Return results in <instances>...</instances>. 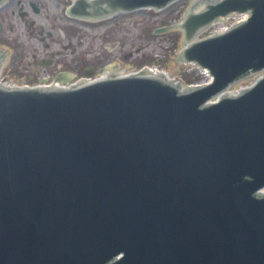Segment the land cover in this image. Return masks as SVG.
Instances as JSON below:
<instances>
[{
    "label": "water",
    "instance_id": "1",
    "mask_svg": "<svg viewBox=\"0 0 264 264\" xmlns=\"http://www.w3.org/2000/svg\"><path fill=\"white\" fill-rule=\"evenodd\" d=\"M172 1L75 0L68 12L97 21ZM232 12L249 18L193 42ZM179 29V59L210 84L180 93L139 73L0 87V264H264V77L221 95L264 69V0H195Z\"/></svg>",
    "mask_w": 264,
    "mask_h": 264
},
{
    "label": "rangeland",
    "instance_id": "2",
    "mask_svg": "<svg viewBox=\"0 0 264 264\" xmlns=\"http://www.w3.org/2000/svg\"><path fill=\"white\" fill-rule=\"evenodd\" d=\"M191 2H189L190 4ZM187 2H177L173 4L168 10L162 11L157 15L153 13L141 14L129 17H123L117 21L112 20L109 23H99L95 26L84 25L81 22L68 20L62 11V6L57 4V8L54 4L49 5V9L35 17L36 24L43 25L45 30L52 32V37L45 39L46 43L50 45V50H60L61 46H65V57H71L72 47L77 51L80 50L78 42L80 39L79 32L87 33L89 30L97 32L101 30L106 36H102L103 39L96 41V51H106L109 57L117 56L121 57L123 54L131 52L132 61L124 63L123 68L129 70H135L142 65H150L155 61V57L164 58L159 63L168 72L174 74L179 81L187 82L190 77L186 76V73L181 70V67L177 63V54L181 48V36L175 31L152 33L153 29L160 26H166L171 24L174 26L181 20L185 9H180ZM188 4V6H189ZM240 17L230 19L226 22L229 24L232 21L238 20ZM11 20L13 26H10V30L7 26L0 32V50L5 51L7 54L13 51H30L40 49L44 50L36 33L30 29L29 25L15 16L9 17L5 20ZM218 27L215 26L214 30ZM107 32V33H106ZM147 33V34H146ZM105 38V39H104ZM58 40V43L54 41ZM109 40L112 43L117 44L120 42V48L114 47L107 51L104 49L105 42ZM126 44V45H125ZM71 46V47H70ZM142 48V49H139ZM138 50V52H136ZM19 54L12 55L14 59H17ZM135 61V62H134ZM134 62V63H132ZM121 69V68H120ZM252 82V79L240 84L238 87L231 89L232 91L244 87ZM16 84H22L16 82Z\"/></svg>",
    "mask_w": 264,
    "mask_h": 264
},
{
    "label": "flooded vegetation",
    "instance_id": "3",
    "mask_svg": "<svg viewBox=\"0 0 264 264\" xmlns=\"http://www.w3.org/2000/svg\"><path fill=\"white\" fill-rule=\"evenodd\" d=\"M60 1H62L61 3H65L67 0ZM51 3L49 0H7L0 7V32L6 26L12 30L10 27L12 26L11 20L6 22L5 20L9 15L12 17L17 16L36 33V37L43 43L42 47L44 49L35 48L33 52L13 51L2 64V69L5 70L7 78L14 82L27 84H31L42 78L62 84L76 83L89 77L98 76L101 73H116L120 68L123 69L125 62L132 61L131 52L123 54L121 57L113 56L110 58L108 52L96 51V47H100L96 46V41L103 39L102 36H106L101 30L97 32L89 30L87 33L79 32L80 39L78 46L80 50L77 51L74 49L75 47H72L71 57L69 58L65 57V51L61 50H65V46H61L60 50H50V45L45 42V39L52 37V34L49 31H44L43 26L40 24L36 28L35 17L46 12ZM120 18H123L122 15L117 16L114 20L117 21ZM79 22L90 27L100 23ZM109 22L110 20L106 23ZM91 29L93 28L91 27ZM54 42L58 43L59 41L55 40ZM120 44V42L115 44L107 40L104 49L110 51L113 46L120 48ZM15 54H19L17 59L11 57Z\"/></svg>",
    "mask_w": 264,
    "mask_h": 264
}]
</instances>
